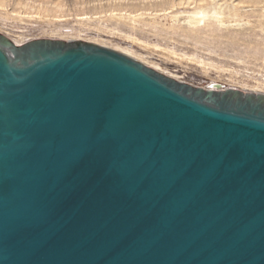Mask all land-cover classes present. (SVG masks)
Segmentation results:
<instances>
[{
  "label": "water",
  "instance_id": "obj_1",
  "mask_svg": "<svg viewBox=\"0 0 264 264\" xmlns=\"http://www.w3.org/2000/svg\"><path fill=\"white\" fill-rule=\"evenodd\" d=\"M0 264H264V94L0 32Z\"/></svg>",
  "mask_w": 264,
  "mask_h": 264
},
{
  "label": "rangeland",
  "instance_id": "obj_2",
  "mask_svg": "<svg viewBox=\"0 0 264 264\" xmlns=\"http://www.w3.org/2000/svg\"><path fill=\"white\" fill-rule=\"evenodd\" d=\"M193 1L0 0V32L92 40L196 86L264 94V0ZM198 4L220 22L190 23Z\"/></svg>",
  "mask_w": 264,
  "mask_h": 264
},
{
  "label": "bare ground",
  "instance_id": "obj_3",
  "mask_svg": "<svg viewBox=\"0 0 264 264\" xmlns=\"http://www.w3.org/2000/svg\"><path fill=\"white\" fill-rule=\"evenodd\" d=\"M200 1L201 2H207V1L213 2L214 0H194L193 2L197 3ZM188 13H189V17L195 19V21L189 19L190 23L192 24H205L206 22L211 21V20H217L220 22V18H222V13L217 9L216 6H211L210 8L207 9L204 5L198 4L194 6V9L192 11H189ZM85 18H87V16L79 17V19H85ZM80 39H83V38H80ZM89 41H92V40H89ZM92 42H95V41H92ZM122 52L124 54H127L128 56H131V54L128 53L127 51H122Z\"/></svg>",
  "mask_w": 264,
  "mask_h": 264
}]
</instances>
